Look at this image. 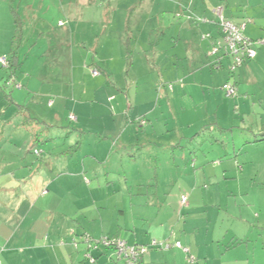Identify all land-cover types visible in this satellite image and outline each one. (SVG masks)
<instances>
[{
    "label": "rangeland",
    "instance_id": "374dc122",
    "mask_svg": "<svg viewBox=\"0 0 264 264\" xmlns=\"http://www.w3.org/2000/svg\"><path fill=\"white\" fill-rule=\"evenodd\" d=\"M188 2L0 0V57L15 56L10 67L0 64V112H4L0 118H9L0 121V173L13 149L33 135L32 128L17 125V105H21L26 113L41 116L47 126L51 124L52 132L68 129L48 141L55 144L54 152H62L58 144L63 140L78 141L80 151L94 150L96 175L93 177L92 167L87 169V165L83 172L88 182L94 180L97 185L98 180L105 187L107 174L110 190L120 180L119 185L130 190L141 189L144 194L129 198L134 210L160 207L171 212L173 199L165 202V191L188 196V190H196L190 209H186L188 201L180 204L193 240L197 239L192 244L201 250L199 256L189 249L196 258L193 264H264V142L242 146L245 140L253 141L264 132V81H237L238 87L227 81L237 89L234 96H227L222 88L226 81L221 79L210 81L204 76V81H191V75L190 81L162 79L157 68L161 54L155 53L154 47L169 54V43L178 44L173 50L181 77L193 52L185 53L189 48L184 31L178 39L181 17L196 14ZM111 37L125 41L128 51L116 54L112 46L100 47ZM98 41H102L99 52L93 48ZM205 66L207 73L215 75L230 72V64L218 73L213 70L216 68ZM94 68L99 71L96 76L91 73ZM11 77L19 86L6 84ZM187 82L194 86L185 94L183 85ZM219 89L221 97L233 101L226 113L221 107L218 111L209 97ZM147 112L149 125L139 127ZM70 115L81 119L71 120ZM79 124L81 128L76 127ZM45 129L44 124L39 128ZM74 130L78 137L73 136ZM38 148L44 151L47 147ZM190 151L204 159L196 163ZM181 156L191 157L189 188L180 177ZM157 185L158 194L152 192ZM206 190V196H201ZM98 191L97 207L120 205L111 192ZM122 200L127 205V199ZM159 222L164 220H154L152 225ZM74 234L73 238L80 237ZM219 234L221 241H215ZM237 236L244 241H234Z\"/></svg>",
    "mask_w": 264,
    "mask_h": 264
},
{
    "label": "crops",
    "instance_id": "0c3cea01",
    "mask_svg": "<svg viewBox=\"0 0 264 264\" xmlns=\"http://www.w3.org/2000/svg\"><path fill=\"white\" fill-rule=\"evenodd\" d=\"M187 4L194 7V9L190 8L196 14H193V16L190 14L192 18H189V16H186L187 18L181 17L180 22L177 23V28L180 30L178 39H182L181 35L184 31L186 33L184 36L185 46L187 44L189 48L188 51L185 49V53L189 54L191 50L193 52L188 57V66L183 68L181 77L178 71V62L175 59L177 57L173 50L178 44L175 42L174 45L169 43L171 45L168 49L169 54H166V49L162 48L160 52L159 48L156 50V47H154L155 53L161 54L157 58V63H160L157 68L162 79L183 78L184 81H192L193 79L204 81L205 76L210 81H216V79H221L220 81H226V83L230 81L236 84L237 87V81H264V45H255V57L244 62L233 73L228 72V74L218 72L227 68L228 64L231 65L232 60L228 59H231V57L222 50L217 51V55L211 52L212 45L221 38L216 23L215 9L219 8L223 16L235 22L240 23L250 20V23L246 22L245 24L244 34L248 38L256 39L264 35V0H189ZM206 38L207 41H205ZM101 43L102 41H98L93 45L95 51L99 52L98 48ZM111 46L113 53L122 54L123 51H128L126 47L129 45L125 41L111 37V40H105L100 47L109 49ZM223 56H228V58H223ZM205 64L216 68L213 70L218 75L212 72L207 73L204 69ZM96 78H99V76ZM152 81L156 80L152 79ZM193 86L190 82L183 85L185 94ZM172 92L174 95L175 90L173 89ZM221 93L222 90L219 89L218 92L214 91L209 97L211 101L218 105V111L221 107L226 113L230 110L233 101L221 97ZM173 99L175 98L173 97ZM30 114L44 122L41 116ZM145 114L146 116H141L139 127L149 125L148 117L150 113ZM218 114L219 112L216 114L219 117ZM18 117V122L26 119L23 115ZM55 118L59 119L57 115ZM76 118L79 121L81 116ZM23 123L22 126L32 128L33 135L39 132L40 124H36V122L29 123L28 120ZM133 124L130 125L132 130L134 128ZM50 125H45L46 129L40 131L39 137L41 140L52 138L55 135H63L68 130L63 128L60 133H54L50 130L52 128ZM76 127L81 128L80 124ZM166 132L169 134L168 130ZM184 134H181L180 137H184ZM263 134L264 132L256 137L263 138L262 141L245 140L242 146L251 142H254V144L263 143ZM33 135H31L29 141L27 140L28 142L25 141L22 146L13 149V152L9 154L8 161H6V166L0 173V264H125L123 257L113 247L99 244L97 248H91L88 246L87 241L81 239L82 235H89L94 240L105 236L120 239L126 244H147L149 248L142 256L141 264H193L192 262L196 258L192 257L189 251L192 250L199 256L201 255V250H198L192 244L197 242V239L193 240L187 217L178 213L180 209L179 197L182 192L176 194L172 193L173 191H165L166 193L163 194V198H166L165 202L168 198L173 199L172 205L174 206L169 208L171 212L160 207L155 211L134 210L131 206L133 201H130L129 198L142 195L143 191L141 189L130 190L127 185H119L123 182L121 180L118 186L111 190L108 183L105 187H102L99 185L98 180H96L97 185H95L94 180L88 182L83 172L85 165H90L95 171L90 170L91 174L93 177L94 174L96 175L95 163L93 164L95 159L94 150L91 152L82 150V153L79 152L74 156L71 154L67 157L62 156L63 154H56L54 152L56 147H52L55 144L46 141L39 144L47 148L41 157L37 159L34 154L27 151L39 147V145H34ZM73 136L78 137L75 130ZM237 139L239 141V137ZM247 141L250 142L247 143ZM233 142L232 145L235 148L236 143ZM71 143L72 141H70ZM15 151L17 152L15 153ZM190 154L196 163L204 159L197 158L191 152ZM178 160L183 165V174H180V177L188 183L186 187L189 188V182L193 176L187 170L191 168V157L181 156ZM187 162L190 165L186 164ZM172 163L174 165L175 160ZM202 164L204 165V163ZM81 165L83 168L80 167ZM185 171H188V173H185ZM194 176L197 179L199 178L197 173ZM98 179L100 181V178ZM106 179H108L107 182H111L110 177ZM115 181L118 180L115 179ZM159 188L160 186L157 185L152 192L158 194ZM100 189L107 191V193L108 191L111 192L116 200L120 199V205H107L106 208L103 206L97 207V199H100L98 190ZM42 191H45V193L41 194ZM195 191L189 192L188 190V207L186 209H190L195 198ZM206 192L207 190L201 192L200 195L206 196ZM122 198L127 199V205H123ZM156 198H159V195H156ZM159 202L161 205L163 204V201L160 200ZM177 206L178 208L175 209ZM159 218L164 222L152 225V221ZM151 219L153 220L151 221ZM74 233L79 234L80 237L74 239ZM222 236L225 238L227 232L223 233ZM220 237L219 234L215 241H221ZM237 238L242 239L238 236ZM152 241L164 245L178 241L187 250L173 245L167 249L151 246ZM87 252L89 255H87Z\"/></svg>",
    "mask_w": 264,
    "mask_h": 264
},
{
    "label": "built area",
    "instance_id": "2783aa9c",
    "mask_svg": "<svg viewBox=\"0 0 264 264\" xmlns=\"http://www.w3.org/2000/svg\"><path fill=\"white\" fill-rule=\"evenodd\" d=\"M216 22L219 27L221 38L220 40L212 45L211 52L212 54L217 55V51L222 50L226 55L231 57V65L229 67L230 72H234V70L241 66L245 61L253 59L256 55L255 45H264V35L263 37L250 40L243 34L245 24L248 21L236 23L229 18H226L221 14V10L219 8L215 9ZM217 44V45H216ZM0 63L2 65H6L5 57H0ZM93 76L98 75V71L93 69L91 71ZM222 88L225 91L227 96H234L236 94L235 85L227 82ZM70 119H76L75 116L70 115ZM186 202V196H182L181 203ZM86 236V241L89 247L97 248L99 244L110 246L115 249V251L126 259V264H135L148 250L149 246L144 245H129L120 239H115L112 237H101L98 240H94L89 235ZM177 247H180V243L177 242L174 244ZM151 246H157L160 248H169L171 245L166 243L165 245L162 243H157L156 241H152ZM184 250H187L184 248ZM87 255L88 252H87ZM91 261L93 259L89 257ZM137 264V263H136Z\"/></svg>",
    "mask_w": 264,
    "mask_h": 264
},
{
    "label": "trees",
    "instance_id": "16d2710c",
    "mask_svg": "<svg viewBox=\"0 0 264 264\" xmlns=\"http://www.w3.org/2000/svg\"><path fill=\"white\" fill-rule=\"evenodd\" d=\"M263 37V36H262ZM259 38H261V37H259ZM259 38H256V39H259ZM250 40H256V39H251V38H249ZM260 46V45H259ZM14 58H15V56H12L11 58H6V65H5V67H10L11 66V64L12 63H14ZM246 62V61H245ZM1 65H2V63H0ZM2 66H4V65H2ZM230 73H233V72H230ZM13 77V76H12ZM12 77H11V79L6 83L8 86H12V85H14V87H16V86H19V85H17V82L15 81V79H12ZM17 106H20V108L18 109V111H20V112H17V113H20L19 115H23V116H25V121L26 120H28V122L29 123H31V122H36V124H40L41 126L44 124V125H46V123H44V122H41L40 120H38V119H36L35 117H33V116H31V114L30 113H26L25 111H24V109H23V107L21 106V105H17ZM0 114H4V112H0ZM19 118V117H18ZM70 118V117H69ZM76 118V117H75ZM9 118H7V119H1L0 118V121H2V122H7V121H9L8 120ZM72 120V119H71ZM25 121H17V125L18 126H22V125H24V123L23 122H25ZM40 126V127H41ZM51 127H52V125H50ZM65 128V127H64ZM67 129V128H66ZM40 131H43V130H39V132H37L35 135H34V141H33V143H34V145L35 144H40V143H43V142H46V141H49V140H51V139H53L54 137H52V138H45V139H42L41 140V138L39 137L40 136ZM68 131V130H67ZM66 131V132H67ZM65 132V133H66ZM264 135V134H263ZM195 139V136L193 135L192 136V140H194ZM263 140V138H256V139H254L253 141H255V142H260V141H262ZM217 141L218 140H216V143H217ZM78 141H76V142H74V143H71L70 144V142H67L66 140H63V141H61V143H59V145L58 146H62L63 148H62V152H60V153H56V154H58V155H60V154H69V153H73V152H75L74 154H77V153H82V151H80L81 150V148L79 147V144L77 143ZM250 141H247V143H249ZM36 146V145H35ZM177 146H179V145H177ZM84 150V149H83ZM28 152H30V153H32V154H34V156H36V158L37 159H39L40 157H41V155H42V153L44 152L42 149H40V148H38V147H36V148H32V149H29V150H27ZM85 151V150H84ZM91 152L92 150H86V152ZM190 152H194V151H190ZM62 155V156H63ZM94 155H95V152H94ZM95 158H96V156H95ZM88 166V165H87ZM90 166V165H89ZM81 168H83V166L81 165L80 166ZM90 167H92V166H90ZM93 168V167H92ZM86 169V168H85ZM85 169H84V172H85ZM87 169H88V167H87ZM89 171H90V169H89ZM91 171H94L93 169H91ZM90 171V172H91ZM95 172V171H94ZM94 172H93V174H94ZM106 178H109V175H107L106 174V176H105ZM86 179V178H85ZM106 180H108V179H106ZM108 184L110 183V182H107ZM45 193V191H42L41 192V194H44ZM182 196H186V202H185V204H187V201H188V196L187 195H185V194H181L180 195V197H179V201H180V204H182L181 203V198H182ZM185 206V205H184ZM182 210H184L182 207H180V209H179V214L180 215H182L183 216V214H182ZM90 237V236H89ZM75 239V238H74ZM81 239L83 240V241H86V236L85 235H82L81 236ZM76 241V240H75ZM234 241H244V239H238V238H236V239H234ZM77 242V241H76ZM178 241H176V242H174V243H169L171 246L173 245V246H175L174 244L175 243H177ZM180 243V242H179ZM129 245H141V244H129ZM180 247H182V249L183 248H185V247H183L182 245H181V243H180ZM123 260H124V262H125V264H126V259H124L123 258ZM141 260H142V257L136 262L137 264H141ZM135 263V264H136Z\"/></svg>",
    "mask_w": 264,
    "mask_h": 264
},
{
    "label": "clouds",
    "instance_id": "9594fccd",
    "mask_svg": "<svg viewBox=\"0 0 264 264\" xmlns=\"http://www.w3.org/2000/svg\"><path fill=\"white\" fill-rule=\"evenodd\" d=\"M233 21V20H232ZM235 22V21H234ZM248 22H250V20L248 21ZM217 23V22H216ZM236 23H239V22H236ZM244 32V31H243ZM5 59H6V57H5ZM251 60V59H250ZM243 65V64H242ZM94 69H96V68H94ZM93 69H91V71H92ZM97 71H98V69H96ZM235 71V70H234ZM98 74H99V71H98Z\"/></svg>",
    "mask_w": 264,
    "mask_h": 264
}]
</instances>
